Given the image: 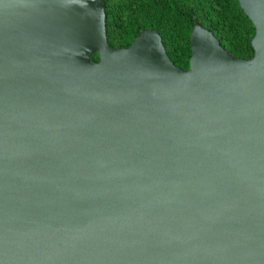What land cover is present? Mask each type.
Returning a JSON list of instances; mask_svg holds the SVG:
<instances>
[{
    "label": "water",
    "instance_id": "water-1",
    "mask_svg": "<svg viewBox=\"0 0 264 264\" xmlns=\"http://www.w3.org/2000/svg\"><path fill=\"white\" fill-rule=\"evenodd\" d=\"M238 2L254 55L195 25L183 70L155 30L111 48L105 0H0V264H264V0Z\"/></svg>",
    "mask_w": 264,
    "mask_h": 264
},
{
    "label": "trees",
    "instance_id": "trees-1",
    "mask_svg": "<svg viewBox=\"0 0 264 264\" xmlns=\"http://www.w3.org/2000/svg\"><path fill=\"white\" fill-rule=\"evenodd\" d=\"M105 10L113 49L129 47L143 31L155 30L174 64L188 70L190 36L194 26L201 25L234 57L254 55L255 27L238 0H105ZM92 60H99L97 53Z\"/></svg>",
    "mask_w": 264,
    "mask_h": 264
}]
</instances>
